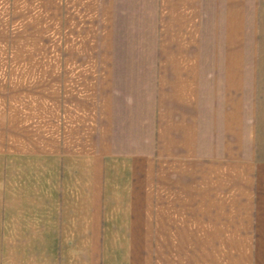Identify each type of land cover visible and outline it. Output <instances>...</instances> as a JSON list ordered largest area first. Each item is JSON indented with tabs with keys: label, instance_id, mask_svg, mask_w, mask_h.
<instances>
[{
	"label": "crops",
	"instance_id": "crops-1",
	"mask_svg": "<svg viewBox=\"0 0 264 264\" xmlns=\"http://www.w3.org/2000/svg\"><path fill=\"white\" fill-rule=\"evenodd\" d=\"M0 264H264V0H0Z\"/></svg>",
	"mask_w": 264,
	"mask_h": 264
}]
</instances>
